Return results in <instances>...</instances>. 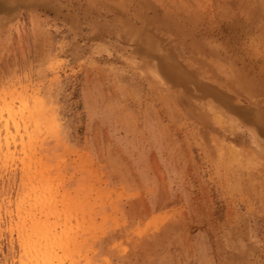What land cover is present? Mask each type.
<instances>
[{
    "label": "rangeland",
    "instance_id": "374dc122",
    "mask_svg": "<svg viewBox=\"0 0 264 264\" xmlns=\"http://www.w3.org/2000/svg\"><path fill=\"white\" fill-rule=\"evenodd\" d=\"M255 1L0 0V264H264Z\"/></svg>",
    "mask_w": 264,
    "mask_h": 264
},
{
    "label": "bare ground",
    "instance_id": "6f19581e",
    "mask_svg": "<svg viewBox=\"0 0 264 264\" xmlns=\"http://www.w3.org/2000/svg\"><path fill=\"white\" fill-rule=\"evenodd\" d=\"M255 1V0H254ZM255 3H256V1H255ZM255 6H257V5H255ZM258 7H259V5H258ZM263 8V7H262ZM255 9V8H254ZM261 10H263V9H261ZM259 16V15H258ZM23 119V118H22ZM3 158V157H2ZM48 180V179H47ZM46 180V181H47ZM48 183V182H47ZM52 183V182H51ZM55 184V183H54ZM49 185V184H48ZM39 186V185H38ZM53 185H51L50 187H52ZM59 186V185H58ZM57 186V187H58ZM49 187V188H50ZM54 187V186H53ZM60 187V186H59ZM40 189V188H39ZM57 189V188H56ZM55 189V190H56ZM41 191V193H38V194H36V196H34V197H36L37 199H36V201H42V202H46V203H52L51 202V197H50V191L52 190H50L49 192H47V190L46 189H43V188H41L40 189ZM61 190V189H60ZM59 192V191H58ZM52 193H54V192H51V194ZM25 194V193H24ZM31 194V193H30ZM59 194V193H58ZM57 194V195H58ZM32 195V194H31ZM41 196L43 197V198H41ZM54 196V195H53ZM62 196H64V195H62ZM70 196V195H69ZM31 197V196H30ZM50 197V198H49ZM55 197V196H54ZM35 199V198H34ZM55 198H53V200H54ZM63 199V198H62ZM65 199V198H64ZM56 200V199H55ZM41 230V229H40ZM19 234V233H18ZM40 234L42 235H44V231H41V232H38V233H35V231H32V230H30V232H28V231H26V232H24V233H22V235H21V237H19L20 238V240H19V242H20V246L22 247V251H23V253H24V255H25V258L26 259H28V263L29 264H54V262L57 260V258H56V255H55V249L54 248H52V246L48 243V240H46V238H44L43 236H40ZM20 235V234H19ZM50 242V241H49ZM18 247H16V249H17ZM2 249H5V248H2ZM15 249V250H16ZM71 251H72V249H70ZM61 251V250H60ZM57 252V251H56ZM66 253H68V251H66ZM69 253H70V251H69ZM69 253L68 254H66V255H69ZM64 254H65V251H64ZM63 255V254H62ZM61 255V256H62ZM66 255H64L65 257H66V260H67V257H68V259H70V257H71V255L72 254H70L69 256H66ZM1 256V255H0ZM4 256V255H3ZM61 256L59 257V258H61ZM11 257V256H10ZM59 258H58V260H59ZM63 258V257H62ZM22 259V258H21ZM9 260V259H8ZM7 260V261H8ZM58 260H57V262H58ZM64 260V259H63ZM27 261V260H26ZM26 261H25V263H26ZM60 261H62V259H60ZM63 262V261H62ZM61 262V263H62ZM25 263H23V264H25ZM3 264V263H2ZM7 264H9V263H7Z\"/></svg>",
    "mask_w": 264,
    "mask_h": 264
}]
</instances>
